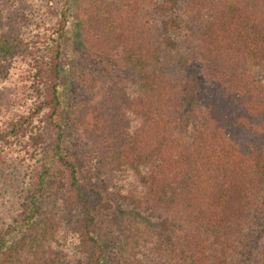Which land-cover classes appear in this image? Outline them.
<instances>
[{"label": "trees", "instance_id": "trees-1", "mask_svg": "<svg viewBox=\"0 0 264 264\" xmlns=\"http://www.w3.org/2000/svg\"><path fill=\"white\" fill-rule=\"evenodd\" d=\"M79 3L0 0V264H264V0L97 1L96 90Z\"/></svg>", "mask_w": 264, "mask_h": 264}, {"label": "rangeland", "instance_id": "rangeland-1", "mask_svg": "<svg viewBox=\"0 0 264 264\" xmlns=\"http://www.w3.org/2000/svg\"><path fill=\"white\" fill-rule=\"evenodd\" d=\"M97 1L100 0H80L79 5L77 6L78 8L77 16L80 21V26H82V29L83 28L89 29V33L83 36V39L86 43L85 47L88 48V50H91V53H89L84 47L77 56L76 65L79 69L88 68V70H93L96 66H98L101 69H104L103 71L98 70L95 73V75L90 76L93 79L96 78L95 85L92 84V82L90 83V86H92V88L95 90L98 87V85H100L102 78L105 77L107 68H109V65H106L107 54H105L108 53L109 49L108 47L107 48L101 47L102 39L100 38V36L95 35V29L92 26V21H91L92 14L94 12V7L97 6ZM51 6L55 7V5H51ZM51 6L46 7L47 13L49 14L48 17L54 15L56 11V9ZM71 124L74 125L73 118ZM71 128L75 129V127L73 126ZM74 135L75 134H70V133L67 135L68 147H72L75 150V152L83 153L82 151H79L77 147H74L73 143L71 142V140L74 138ZM34 178L37 179V176H34ZM84 182L88 186L94 184V182L91 179V172L86 171L84 175ZM129 214H131V216ZM118 217L121 220L122 224L127 228V222L129 220V217H135V215L133 214V212H131L130 209H128V211L126 212L125 209L121 208Z\"/></svg>", "mask_w": 264, "mask_h": 264}]
</instances>
